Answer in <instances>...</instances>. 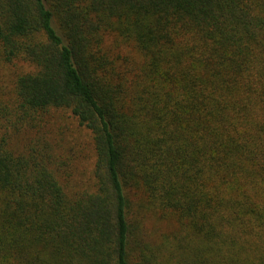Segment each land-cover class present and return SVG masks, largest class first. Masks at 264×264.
I'll list each match as a JSON object with an SVG mask.
<instances>
[{
	"label": "trees",
	"instance_id": "16d2710c",
	"mask_svg": "<svg viewBox=\"0 0 264 264\" xmlns=\"http://www.w3.org/2000/svg\"><path fill=\"white\" fill-rule=\"evenodd\" d=\"M0 52L32 67L20 111L69 112L95 156L70 194L0 136V264H264V0H0Z\"/></svg>",
	"mask_w": 264,
	"mask_h": 264
},
{
	"label": "rangeland",
	"instance_id": "374dc122",
	"mask_svg": "<svg viewBox=\"0 0 264 264\" xmlns=\"http://www.w3.org/2000/svg\"><path fill=\"white\" fill-rule=\"evenodd\" d=\"M121 48L140 60L126 45ZM31 70L30 64L21 57L6 61L0 52V136L5 137L9 147L17 152L25 151L31 144L50 148L52 159L55 158L54 168L59 169L65 164L66 169L61 170L58 177L65 191L70 194L92 191L95 156L89 132L67 111L49 110L35 115H24L20 111L16 100V79ZM132 202L134 210H139L141 196H133ZM142 227L151 242L168 230L167 224L151 213L143 215Z\"/></svg>",
	"mask_w": 264,
	"mask_h": 264
}]
</instances>
